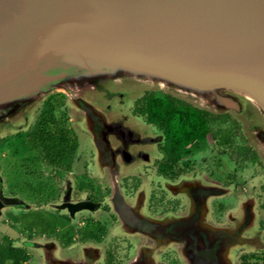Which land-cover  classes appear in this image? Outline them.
<instances>
[{"label":"flooded vegetation","instance_id":"obj_1","mask_svg":"<svg viewBox=\"0 0 264 264\" xmlns=\"http://www.w3.org/2000/svg\"><path fill=\"white\" fill-rule=\"evenodd\" d=\"M120 105L122 125L137 136L132 147L99 146L82 126L79 137L65 125L75 150L48 162L29 144L37 116L0 138V249L18 250L0 264H48L49 256L129 264L158 240L166 245L157 264H188L187 256L203 264L218 260V249L236 264H264V152L242 122L161 90ZM210 227L221 231L208 251Z\"/></svg>","mask_w":264,"mask_h":264},{"label":"water","instance_id":"obj_2","mask_svg":"<svg viewBox=\"0 0 264 264\" xmlns=\"http://www.w3.org/2000/svg\"><path fill=\"white\" fill-rule=\"evenodd\" d=\"M129 83L233 111L264 152V0H0V116L11 108L26 115L37 100L74 84L80 96L71 103L96 143L132 147L134 127L120 115L126 110L112 105L132 99ZM219 231L204 232L208 251ZM165 245L141 247L129 264H157ZM218 251V260L198 263L236 264Z\"/></svg>","mask_w":264,"mask_h":264},{"label":"trees","instance_id":"obj_3","mask_svg":"<svg viewBox=\"0 0 264 264\" xmlns=\"http://www.w3.org/2000/svg\"><path fill=\"white\" fill-rule=\"evenodd\" d=\"M63 97L62 94L58 95ZM50 98L53 101L49 100ZM45 101V109L37 116L35 124L28 132L29 144L39 146L42 155L48 162H58L69 160V154L75 150L77 140L73 131L64 124L62 116L57 117L53 111L54 107L61 104L62 98H56V95H50ZM163 110H158L160 112ZM68 155V156H67ZM16 248L0 249V261L6 258L17 257Z\"/></svg>","mask_w":264,"mask_h":264},{"label":"rangeland","instance_id":"obj_4","mask_svg":"<svg viewBox=\"0 0 264 264\" xmlns=\"http://www.w3.org/2000/svg\"><path fill=\"white\" fill-rule=\"evenodd\" d=\"M131 83H129V85H126L125 89H130L131 87L130 86H134L135 89L134 90V93L131 92V93H128L126 94V96L128 95L129 97H131L132 99L140 96L142 94L143 91L145 90H159L157 89L156 86L152 85V84H140L138 85V83H133L132 85H130ZM136 86L140 87L137 89L136 91ZM63 90V91H62ZM161 91H164L166 92L164 89H161ZM128 92V91H127ZM59 94H62L63 97H59L58 95ZM80 89L78 86L76 85H72L70 89H66L64 86H61L59 87L57 90H54L52 93H50L49 95H47L45 98H41L40 100H37V102H34L33 104H31L26 110H27V113L28 114H24L23 116H20V115H17V116H14V112H17V109H13L11 108V110L8 112V113H5V115L3 116H0V121L1 120H7L6 121V124L3 126V124H1L0 122V138L1 137H4L5 135L7 134H12V133H15L16 131H18L19 129H16V128H13V127H10L11 125H14V124H19L21 125V129H25L27 127V125L23 124V121H25V117H27L28 119V122L30 123L31 121H33L36 116H37V113L42 105V103L50 96V95H56V98H62L61 99V104L59 105V107L57 108L55 114L57 117H60L62 116V118L65 120L64 121V124L68 127H71L73 128V130H75L76 132H78L79 134V137H83V133L81 132V121H82V118L84 116L83 114V111L79 108H77L74 104L71 103V101L80 96ZM185 96H183L184 98ZM180 98V97H179ZM188 101L190 100L188 97H185ZM130 99V100H132ZM130 100H122L120 103L118 101H116L115 104H112L115 106V108H119L121 107V103L122 102H130ZM191 101V100H190ZM189 101V102H190ZM114 102V101H113ZM112 102V103H113ZM194 104V103H193ZM204 107V108H208V104H202L201 107ZM20 109H23V104H21V106H19ZM112 107V106H111ZM199 107V108H201ZM203 109V108H202ZM208 111H211V112H215V113H223V112H228V113H231L233 114L237 119V115H235V113H233V111H219L217 110L216 108H212V107H209L208 108ZM8 125V126H7ZM82 130L86 131V129L83 127ZM242 130L245 134V136L247 137L248 141L252 144L253 147H256L252 142H251V139L249 138L250 136L246 133L245 131V128L242 124ZM260 151V150H259Z\"/></svg>","mask_w":264,"mask_h":264}]
</instances>
